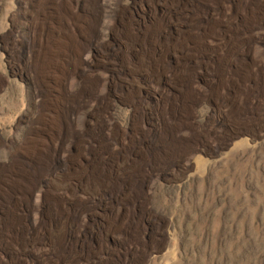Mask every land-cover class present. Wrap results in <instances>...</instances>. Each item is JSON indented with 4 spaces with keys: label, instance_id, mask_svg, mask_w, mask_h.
<instances>
[{
    "label": "rangeland",
    "instance_id": "374dc122",
    "mask_svg": "<svg viewBox=\"0 0 264 264\" xmlns=\"http://www.w3.org/2000/svg\"><path fill=\"white\" fill-rule=\"evenodd\" d=\"M48 191L73 264H264V0H0V223Z\"/></svg>",
    "mask_w": 264,
    "mask_h": 264
},
{
    "label": "bare ground",
    "instance_id": "6f19581e",
    "mask_svg": "<svg viewBox=\"0 0 264 264\" xmlns=\"http://www.w3.org/2000/svg\"><path fill=\"white\" fill-rule=\"evenodd\" d=\"M154 34L160 37L158 32ZM142 37L146 39L150 38V35L144 33ZM154 37L156 38L155 35ZM147 64L149 63L144 65ZM149 68L153 70L156 66L151 64ZM99 80L96 81V84ZM93 84L89 86L91 92H89L88 98L90 100L99 99L101 95L93 91ZM80 99L81 97H78L77 101ZM91 133L93 136H97V133L94 131ZM74 134L72 132L70 136L71 141L68 142L69 150L72 144H74ZM95 138L92 136L87 137L86 142L88 143V148L97 150L96 140L99 139ZM29 193L28 202L30 210L26 215V227L21 228L18 224L13 223L12 219L15 216L10 212H6V222L3 224L0 223V236H4L3 242H0V244L2 243L5 249L2 254L3 258L0 257V264H73V231L69 226V212L66 209L67 202L65 200V194L59 191H48L47 194L40 195L37 199L38 205L33 206L30 203L32 192ZM111 195L113 197L115 194ZM34 210H36L37 215L35 218H32L31 215ZM112 217V221L115 222H118V219H120L119 213ZM116 236H120V234Z\"/></svg>",
    "mask_w": 264,
    "mask_h": 264
}]
</instances>
